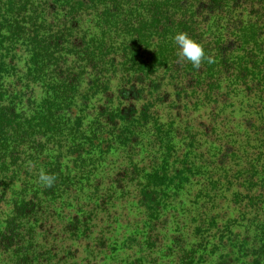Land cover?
I'll list each match as a JSON object with an SVG mask.
<instances>
[{"label": "trees", "instance_id": "obj_1", "mask_svg": "<svg viewBox=\"0 0 264 264\" xmlns=\"http://www.w3.org/2000/svg\"><path fill=\"white\" fill-rule=\"evenodd\" d=\"M5 255L264 264V0H0Z\"/></svg>", "mask_w": 264, "mask_h": 264}, {"label": "clouds", "instance_id": "obj_2", "mask_svg": "<svg viewBox=\"0 0 264 264\" xmlns=\"http://www.w3.org/2000/svg\"><path fill=\"white\" fill-rule=\"evenodd\" d=\"M173 40L178 49L180 62L190 63L194 68H199L205 59H208L209 63L212 62L211 58L206 57L203 46L187 33L179 32L173 37ZM39 181L46 187H52L55 177L41 172Z\"/></svg>", "mask_w": 264, "mask_h": 264}, {"label": "rangeland", "instance_id": "obj_3", "mask_svg": "<svg viewBox=\"0 0 264 264\" xmlns=\"http://www.w3.org/2000/svg\"><path fill=\"white\" fill-rule=\"evenodd\" d=\"M37 91H39V90L37 89ZM114 102L117 103L116 100H114ZM160 113H161V112H160ZM193 117H196V114H193ZM163 118H166V114H165V111H164V110H163ZM144 155L146 156V154L142 153L141 156H140V158H143ZM239 207H240V206H237V211H238V208H239ZM240 209H242V208H240ZM223 211H228L227 213L229 214V218L232 216V214H231V210H230L228 207L223 208V210H222L220 213H223ZM235 211H236V209H235ZM239 214H240V213H239ZM130 218H131V217H128V219H130ZM238 219H240V216H239ZM238 225H240V223H239ZM75 258H76V259H80L81 257H80L79 254L75 253ZM7 261H8V255L0 256V264H7Z\"/></svg>", "mask_w": 264, "mask_h": 264}]
</instances>
